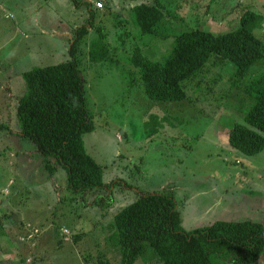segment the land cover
<instances>
[{
  "label": "rangeland",
  "instance_id": "1",
  "mask_svg": "<svg viewBox=\"0 0 264 264\" xmlns=\"http://www.w3.org/2000/svg\"><path fill=\"white\" fill-rule=\"evenodd\" d=\"M77 1L0 0V123L12 130L0 131V264H85L91 252L96 258L98 243L111 264H120L108 243L114 217L147 193L172 196L185 231L264 208V150L250 156L229 144L233 126L246 124L254 105L249 88L264 74V63L241 81L232 64L210 65L186 83L185 102L148 99L141 70L131 63L138 50L164 63L185 31L225 34L240 27L246 11L264 17V0H159L172 17L156 36L141 33L132 9L155 0ZM92 11L93 29L79 57L96 129L84 142L106 186L80 194L68 189L62 165L20 136L17 106L26 92L23 73L70 60L75 30ZM254 33L264 41V22ZM92 42L110 44L108 61L92 60ZM257 217L249 219H264V211ZM225 258L215 256L213 263L229 264ZM260 259L254 264H264ZM136 264L163 263L147 244Z\"/></svg>",
  "mask_w": 264,
  "mask_h": 264
},
{
  "label": "trees",
  "instance_id": "2",
  "mask_svg": "<svg viewBox=\"0 0 264 264\" xmlns=\"http://www.w3.org/2000/svg\"><path fill=\"white\" fill-rule=\"evenodd\" d=\"M132 9L143 35L156 36L158 28L166 23V16L172 17L159 0ZM263 22L262 15L249 10L241 16L240 27L229 33L185 31L176 37L164 63L151 61L136 51L131 63L141 70L145 95L151 101L185 102L190 98L186 83L195 81L210 65L232 64L234 77L239 81L246 79L254 68L264 63V41L254 33ZM90 23L76 29L69 49L70 60L23 73L26 92L18 98L17 106L20 136L32 141L46 158L62 165L68 174V189L80 194L106 186L103 169L88 154L84 142L85 134L96 129L87 108L79 57V46L92 27ZM105 36L108 35L99 38ZM109 46V43L92 42L89 50L92 60L108 61ZM249 91L254 105L245 117L246 124H236L231 129L229 144L254 156L264 150V74L252 79ZM0 131L12 132L7 123H0ZM49 159L47 167L54 172L56 167L49 165ZM181 223V213L172 196L143 194L115 215L111 225L114 231L108 243L112 241L119 252L120 264H136L147 244L163 264H214L215 256H226L229 264H252L264 253L262 223L218 221L192 231L183 230ZM3 229L0 215V231ZM96 248V258L89 251L84 257L85 264L94 260L95 264H111L100 243Z\"/></svg>",
  "mask_w": 264,
  "mask_h": 264
},
{
  "label": "crops",
  "instance_id": "3",
  "mask_svg": "<svg viewBox=\"0 0 264 264\" xmlns=\"http://www.w3.org/2000/svg\"><path fill=\"white\" fill-rule=\"evenodd\" d=\"M93 12V11H92ZM94 13V12H93ZM90 17H91V13H90V16H89V21L91 22L90 24L92 25V27H93V24H94V20H95V13H94V18H92V20L90 19ZM92 27H90L89 28V32H91L92 31ZM76 31V30H75ZM74 36H75V34H74ZM74 36L72 37V39H71V42H73V38H74ZM263 211H264V208H260V207H256L253 211L250 209L249 211H247V214L245 215V216H240V217H238V218H235V219H233V220H231V218H229L228 220H224V222H244V221H251V222H256V223H262V224H264V219H260V220H250L249 219V217H251V216H254V217H257V215H261V214H263ZM258 218V217H257ZM261 259L262 258H264V254H262L261 255V257H260ZM259 258V259H260ZM260 259V260H261ZM257 261H259V260H257ZM256 262V261H255ZM255 262H253L252 264H254ZM263 262H264V260H263Z\"/></svg>",
  "mask_w": 264,
  "mask_h": 264
},
{
  "label": "built area",
  "instance_id": "4",
  "mask_svg": "<svg viewBox=\"0 0 264 264\" xmlns=\"http://www.w3.org/2000/svg\"><path fill=\"white\" fill-rule=\"evenodd\" d=\"M97 5H98V6H97L98 8H101V7H102V5H101L100 3H99V4H97Z\"/></svg>",
  "mask_w": 264,
  "mask_h": 264
}]
</instances>
